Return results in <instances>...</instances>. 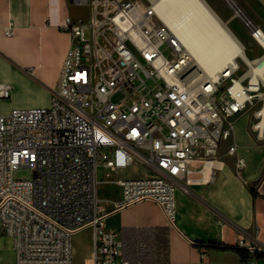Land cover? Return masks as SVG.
<instances>
[{
    "label": "built area",
    "instance_id": "built-area-1",
    "mask_svg": "<svg viewBox=\"0 0 264 264\" xmlns=\"http://www.w3.org/2000/svg\"><path fill=\"white\" fill-rule=\"evenodd\" d=\"M72 1L88 13L60 22L72 45L50 105L0 114V235L13 238L11 264H76L72 236L89 226L94 252L84 264H133L118 231L106 225L100 168L106 177L135 162L153 170L151 177L116 179L121 198L113 206L152 200L174 225L175 192L187 190L188 164L217 156L233 136L235 116L254 109L253 129L264 139V78L254 69L260 62L239 54L202 76L158 16L156 0ZM240 13L264 51L263 29ZM11 92L0 82V97ZM236 149L230 143L227 152ZM245 165L238 157L236 168ZM23 168L29 177H16ZM250 250L264 255V245Z\"/></svg>",
    "mask_w": 264,
    "mask_h": 264
},
{
    "label": "crops",
    "instance_id": "crops-1",
    "mask_svg": "<svg viewBox=\"0 0 264 264\" xmlns=\"http://www.w3.org/2000/svg\"><path fill=\"white\" fill-rule=\"evenodd\" d=\"M244 1L264 31V0ZM81 8L72 0H0V82L12 87L10 98L0 97V114L50 105L72 45L71 35L60 28V22L67 15L79 18ZM254 122L255 118L252 135L240 132L237 139L234 130L212 161L188 164L187 190L177 187L175 192L174 225H169L162 208L152 200L120 209L113 206L121 198L116 179L153 176L146 165L135 162L112 177L99 179L105 222L118 231L124 258L133 264H245L251 260L264 264V255L250 250L264 245V139L258 138ZM230 143L237 147L233 155L227 152ZM238 157L246 162L240 171ZM94 237L91 226L73 234L76 264H84L93 255Z\"/></svg>",
    "mask_w": 264,
    "mask_h": 264
},
{
    "label": "bare ground",
    "instance_id": "bare-ground-1",
    "mask_svg": "<svg viewBox=\"0 0 264 264\" xmlns=\"http://www.w3.org/2000/svg\"><path fill=\"white\" fill-rule=\"evenodd\" d=\"M228 2L234 5V1ZM154 8L162 22L190 52L200 75H214L239 54L248 57L244 43L206 0H156ZM236 14H241L239 8ZM259 40L264 46V36ZM247 61L260 62L254 69L264 78V51ZM261 125L264 128V120Z\"/></svg>",
    "mask_w": 264,
    "mask_h": 264
},
{
    "label": "rangeland",
    "instance_id": "rangeland-1",
    "mask_svg": "<svg viewBox=\"0 0 264 264\" xmlns=\"http://www.w3.org/2000/svg\"><path fill=\"white\" fill-rule=\"evenodd\" d=\"M232 1H234L233 6H231L228 0H206L212 10H214V12L222 18L223 22L230 26L231 30L235 33V35H237L239 39L244 43L247 50V56L251 59H254L263 50L251 38L249 32L244 26L242 18L236 14V10L239 8L242 11L243 16L250 17L256 22L255 15L250 11L244 0ZM81 9L83 15H87L88 8L82 7ZM115 100H117V98H115ZM253 111L254 109L250 107L246 111L241 112L232 119L237 139L238 133L240 132H245L250 135L253 134V131L251 129V124L254 119ZM29 175V171L24 168L16 173V177L20 178H27L29 177ZM98 175L100 178L103 176V171L101 168L98 171ZM15 261L16 251L13 247V238L8 235H0V263L11 264Z\"/></svg>",
    "mask_w": 264,
    "mask_h": 264
},
{
    "label": "trees",
    "instance_id": "trees-1",
    "mask_svg": "<svg viewBox=\"0 0 264 264\" xmlns=\"http://www.w3.org/2000/svg\"><path fill=\"white\" fill-rule=\"evenodd\" d=\"M241 252L244 253V254H247L246 250L241 249Z\"/></svg>",
    "mask_w": 264,
    "mask_h": 264
}]
</instances>
